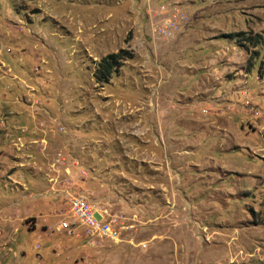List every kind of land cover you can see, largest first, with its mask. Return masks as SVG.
Returning <instances> with one entry per match:
<instances>
[{
  "label": "rangeland",
  "instance_id": "obj_1",
  "mask_svg": "<svg viewBox=\"0 0 264 264\" xmlns=\"http://www.w3.org/2000/svg\"><path fill=\"white\" fill-rule=\"evenodd\" d=\"M241 31L264 39V0H0V264H264V40ZM89 152L109 167L65 189L113 194L119 242L57 229Z\"/></svg>",
  "mask_w": 264,
  "mask_h": 264
},
{
  "label": "built area",
  "instance_id": "obj_2",
  "mask_svg": "<svg viewBox=\"0 0 264 264\" xmlns=\"http://www.w3.org/2000/svg\"><path fill=\"white\" fill-rule=\"evenodd\" d=\"M165 22L169 26L173 20L169 17ZM83 173L87 174V172ZM67 194L69 208L62 210L63 215L57 225L58 230L73 234L81 228V225H91L92 233L83 235L89 238L92 243L96 237L119 242L123 239L125 229L133 226L126 225L123 214L116 213L107 206H97L90 202L83 192L71 193L67 191Z\"/></svg>",
  "mask_w": 264,
  "mask_h": 264
},
{
  "label": "crops",
  "instance_id": "obj_3",
  "mask_svg": "<svg viewBox=\"0 0 264 264\" xmlns=\"http://www.w3.org/2000/svg\"><path fill=\"white\" fill-rule=\"evenodd\" d=\"M161 128H162V126H161ZM43 143H47L46 144L47 146H46V148L44 150H43V147L42 146L40 147V149L42 151V154H43V159H41V162H43L44 165H40V162L32 161V163L34 164V166H32L33 168H39V169L40 168H45L46 169V162L47 161L50 162V159L52 160V155H53L52 153L55 150H57V149L60 148V146L57 145L58 144L57 143V140L48 141L47 139L43 138ZM166 145L167 146H165V149L168 150V151H170V147H169L168 142L166 143ZM75 151H77V149ZM173 152L174 151L171 150L169 153L173 154ZM153 153L156 155L155 152H153ZM90 154H91V152H89L88 154H83L82 156L76 155V157L74 158V162L72 163V165H70V166L67 165L68 167H67V172H66V178H64V180H62L61 182L59 181V183H60L59 184L60 185L59 188L54 187V188L57 189L56 191L58 193V199H59V202L60 203H63L64 201L65 202L67 201V205L69 204L68 198L65 199V196L63 194V192H67L66 189H65L67 187L65 185L66 184V180L69 179L68 180L69 182L68 181L67 182L71 186L70 188L76 190L75 187H77V186L72 181V178L74 177L73 176L74 175V173H73V166H75V167L76 166L77 167L80 166L81 167L80 169H82V173L83 172H87L86 176L88 175V177L85 176V179H87V180H89L91 182H93L95 178H98L100 180L101 179V174H104L105 171H106V168L109 167V162L107 160V158H109L108 156H106V155H99L97 158H95L96 156H94V153H92L93 155H90ZM83 157H85V159H83ZM54 159H55V161L58 160L56 157H54ZM84 165H88L89 168L91 167L92 169H90V171H84V169H83L84 168ZM60 167H62V166H58V167L55 166V168H54V169L57 170V173H56L57 176H59V174H60V170H59ZM64 167H66V165L63 166L62 171H63ZM50 169L51 168H49V170L46 169V172H44L45 173L44 174V178H46V180L48 182L51 181V180H49L50 177H52V175H54V174H51L49 172ZM126 169L131 170L129 167H127V164H126ZM141 170H142V168L139 165L137 171L140 172ZM63 173H65V171H63ZM57 181L58 180H56V178L52 180V182L55 185L57 184ZM102 186H105V185H102ZM52 189H53V187H52ZM88 192H89V194L86 195V196H87L88 200L90 202H92L93 204H95L97 206H102V207L103 206L110 207L109 206L110 204L113 206V203L112 202L109 203L110 200H114V199H112V198L115 197L113 194H111V195H108L107 194L106 196H104L105 194L103 195L102 192H101V190H96V189H91ZM107 200H109V201H107ZM61 207H62V209H61L59 215H61V217H62V215H63L62 210H66V209H64L65 208L64 206H61ZM68 208H69V206H68Z\"/></svg>",
  "mask_w": 264,
  "mask_h": 264
},
{
  "label": "trees",
  "instance_id": "obj_4",
  "mask_svg": "<svg viewBox=\"0 0 264 264\" xmlns=\"http://www.w3.org/2000/svg\"><path fill=\"white\" fill-rule=\"evenodd\" d=\"M240 38V46L248 49V45L250 42L253 44L254 47H257L259 44L263 42L264 39L262 37L247 35L245 31H241L236 34ZM135 55L133 51L127 48H121L117 52H112L104 57L98 62L97 67L94 71V77L96 82L99 83H107L109 82L111 76L114 72H116L119 67H121L126 59L133 58ZM259 57V50L253 49L251 54L248 58V66L251 68L255 65L254 58L257 59Z\"/></svg>",
  "mask_w": 264,
  "mask_h": 264
},
{
  "label": "bare ground",
  "instance_id": "obj_5",
  "mask_svg": "<svg viewBox=\"0 0 264 264\" xmlns=\"http://www.w3.org/2000/svg\"><path fill=\"white\" fill-rule=\"evenodd\" d=\"M83 226L88 227L91 230V232H92V226L91 225H83Z\"/></svg>",
  "mask_w": 264,
  "mask_h": 264
}]
</instances>
